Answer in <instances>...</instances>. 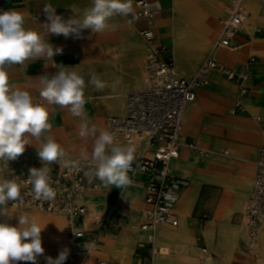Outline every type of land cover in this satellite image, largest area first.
I'll use <instances>...</instances> for the list:
<instances>
[{"label":"crops","instance_id":"0c3cea01","mask_svg":"<svg viewBox=\"0 0 264 264\" xmlns=\"http://www.w3.org/2000/svg\"><path fill=\"white\" fill-rule=\"evenodd\" d=\"M150 1H156L161 5L153 17L152 24L138 17L137 0H132L133 14L127 17L120 15L112 17L107 22L108 27L101 33L83 29L79 38L73 36L65 38L63 35L56 36L47 33L42 26L46 22L44 7L45 5L51 6L50 10L55 9L56 14L65 20L69 18L82 19L85 9L91 7V0H0V12L20 11L25 13L26 28L41 32L44 39L54 47L63 48V53L55 55L53 60L57 65L62 64L67 67L68 71H75L84 78L86 100L84 111L89 125L94 124L98 129L109 131L106 117L124 113L125 108L121 113L118 112L121 111L124 103L126 105L128 92L137 91L136 89H140L146 84V46L140 37V31L147 28L155 30L159 40L171 48V56L175 57L174 50H172L173 39H171V30L175 27L176 18L179 16L175 0ZM197 1L204 2V0ZM252 1L258 2L263 12L264 3L259 0ZM244 2L247 12L246 22H248L251 13L247 8L246 0ZM226 3L224 0L220 19L223 16ZM199 13L201 16L206 15L201 11ZM260 17L257 18L259 21L254 25L252 31L245 32L242 28L233 45L230 46V48L237 49L238 58L234 60V64H224L226 66L239 65L246 56H249L245 64L234 67L241 68L252 58H256L254 63L249 64L254 81L246 83L250 89L244 98L248 111L237 114L231 112L240 98L241 90L239 84L232 80L231 82L236 84L238 91L232 98L223 96L215 100L214 104L218 109H207L203 102V98L208 101L215 96L213 82L198 89L197 99L194 101L197 103L192 105L194 102H191L187 107L183 117V126L191 105L188 119H191L198 109H201V113L195 123L191 122L186 133H184V126V139L196 141L201 147L211 151V154L208 158H203L197 151L183 148L179 157L173 160V177L186 183L173 207V213L178 216L179 223L177 227L165 223L158 228L156 245L159 248H166L167 251L156 256L153 264H157V261L159 264H255L247 256L243 245L245 236V212L243 213V211L246 206L244 210L237 208L236 212L228 219L219 217L217 210L220 203L228 197L226 192L225 195L223 194L224 189L220 183L225 186H228L229 183L234 188H230L232 201L242 202L246 195V201H248L254 182L251 188H248L247 180H250L254 175L255 181L256 161L264 144V22L262 25ZM221 28L222 24L220 23L215 43ZM258 28L261 30L257 31ZM254 42H259L260 45L254 46ZM226 48L229 47L218 50L224 51ZM207 50L195 54L194 57L185 61L188 68L183 66V63L177 64L175 57L177 72L186 77L196 74L195 72L210 52L195 72H186L194 68L204 58ZM217 57L220 62V57L218 55ZM143 58L144 66H142ZM51 63L52 61L41 58L34 61L27 60L24 64H16L7 68L10 85L28 91L34 103L45 104L50 111L49 122L52 124V129L44 133L40 141L31 138L33 145L26 146V158H36V161L39 158L36 147H39L47 137H52L65 149L64 160L70 163L92 160L94 138L79 136L81 117L73 116L67 108L47 105V101L39 95L38 77L47 75L50 79L58 71V68L53 67ZM214 72L218 71L211 72L208 80ZM92 75L98 76L106 83L103 90H97L89 83ZM138 86L141 87L138 88ZM257 117H260V122L257 121ZM120 145H131L135 148L132 162L135 163L145 144L134 142ZM212 145L214 150L211 148ZM227 150L228 154L225 156L224 152ZM184 175L188 178H185ZM131 179L133 183L127 188L105 187L100 183L99 188L89 191L84 200L88 214L78 219L79 225H83L86 229L90 228L88 217L107 216L114 203L121 206L125 216L119 221L117 227H111L101 232L99 251H92L89 255L83 254L84 245L90 240L89 236L74 247L69 244V252L74 253L72 264H85L88 260L96 264L142 263V258L137 257L136 252L138 243L143 239L139 227L145 220L144 213L147 209L146 179L142 175ZM177 209H181L180 213L177 212ZM201 216L206 217L203 224L198 221ZM65 219L67 234L68 219L66 217ZM1 220L3 217H0ZM235 227H241V232ZM105 251H107V255H105ZM142 254L148 257L151 255V250L143 248ZM54 256L56 255L51 258ZM259 261L260 264H264L260 259ZM17 264H24V261H19Z\"/></svg>","mask_w":264,"mask_h":264},{"label":"built area","instance_id":"2783aa9c","mask_svg":"<svg viewBox=\"0 0 264 264\" xmlns=\"http://www.w3.org/2000/svg\"><path fill=\"white\" fill-rule=\"evenodd\" d=\"M264 3V0H259ZM223 16L220 19L222 28L213 49L196 74L190 77L179 74L176 70L175 57L171 56V48L159 40L155 30L151 28L140 31V37L146 46L145 75L146 84L137 91L128 92L126 96L125 112L121 115H108L106 125L114 135L116 143L132 144L142 142L143 151L132 163L128 172L130 178L144 176L146 179L145 220L139 227L143 239L138 243L136 256L142 258L141 264H153L156 256L167 251L156 245L157 230L161 224L169 223L177 227L178 216L173 213L174 203L180 191L186 186L183 180L174 178L172 162L179 157L183 148L197 151L203 158H208L211 151L201 147L196 141L184 139L183 117L188 105L197 99L198 89L205 86L213 71H219L228 79L236 81L240 86V98L233 106V114L247 112L244 103L249 93L247 82L254 81L249 64L252 58L241 68L222 65L216 51L223 47H230L236 40L246 22L247 12L244 0H226ZM156 1L137 0L138 17L152 24L157 9L153 8ZM158 5V4H157ZM261 29L258 28L257 31ZM260 122V117H257ZM264 132V128H263ZM228 150L224 152L227 156ZM50 168L52 187L57 195L51 201H37L33 198L31 185L27 178L29 171L22 168L3 173L5 179H15L21 185V200L9 201L8 209L35 210L50 214H61L68 219V241L71 247L78 245L87 236V243L92 245L91 251L84 247L83 254L99 251L101 232L111 227H117L125 216L118 203H114L107 216H90V228L86 229L78 224V219L88 214L84 204L90 190L97 189L100 181L94 175V161H80L71 163L69 167H62L58 163L47 165ZM36 168L43 167L38 158ZM255 181L247 201L244 225L245 252L255 264H260L258 255V241L264 232V144L260 149L256 161ZM206 220L205 216L198 218L200 224ZM192 224V221H190ZM143 248H149L151 255L143 256ZM59 254L54 256L56 259ZM74 253L69 252L64 264H72ZM101 262V261H100Z\"/></svg>","mask_w":264,"mask_h":264},{"label":"clouds","instance_id":"9594fccd","mask_svg":"<svg viewBox=\"0 0 264 264\" xmlns=\"http://www.w3.org/2000/svg\"><path fill=\"white\" fill-rule=\"evenodd\" d=\"M50 8L49 5L44 7L46 22L42 24L43 29L51 35H63L65 38H79L83 29L101 33L112 17H127L134 12L132 0H91V7L85 9L82 19L65 20ZM25 15L20 11L0 12V161L8 166V161L18 159L27 145H33L31 138L40 141L43 134L52 129L48 106L34 103L28 91L10 85L7 71L12 65L46 58L58 71L50 79L47 75L38 77L40 97L47 101V105L67 108L73 116L81 117L79 136L94 138L91 159L95 165V178L105 187L127 188L133 183L128 172L132 167L135 148L117 144L110 131L89 125L84 111V78L75 71H68L66 66L55 63L53 57L62 54L63 48L54 47L41 32L26 28ZM89 83L97 90L106 87V83L96 75L90 77ZM36 148L43 167L29 168L26 182L31 185L35 200L51 201L57 192L52 187L47 165L58 163L67 168L71 164L64 160L65 149L52 137L44 139ZM19 200L21 185L15 179H5L0 175V217L11 218L8 202ZM44 228L35 217L24 214L19 215L16 226L0 222V264H17L19 261L36 264L37 258L45 251L41 237ZM84 247L90 253L92 245L85 243ZM69 251L64 248L56 259L47 257V264H64Z\"/></svg>","mask_w":264,"mask_h":264},{"label":"bare ground","instance_id":"6f19581e","mask_svg":"<svg viewBox=\"0 0 264 264\" xmlns=\"http://www.w3.org/2000/svg\"><path fill=\"white\" fill-rule=\"evenodd\" d=\"M193 1L195 0H175L179 16L176 18V25L171 30V33L172 38L174 39L175 56H177L178 58L177 64L179 65L187 61L190 57H194L195 54L204 52L209 49L210 45L215 42L217 33L220 29L218 19L221 15L222 3H219L217 0H204V2L202 3L206 4V6L209 8V11L208 13H206L205 16H201L197 5L193 3ZM246 5L249 12L251 13V17L248 19V22H246L243 26V30L245 32L253 30V24L257 22V18L261 16L264 19V10L262 12L258 2L246 0ZM158 7L159 5L155 4L153 6V8L155 9H157ZM256 45H260L259 42H254V46ZM236 52L237 49L229 47L224 49V51H216V54L220 57V62L234 63V60L238 58ZM210 82H213L216 94L212 99L208 101L207 99L203 98V102L207 109H218L214 104L215 100H218L223 96H228L232 98L237 93L236 91H238L235 83L224 80L219 74H212L209 78V81H207L206 85ZM196 103L197 102H194L192 105H195ZM191 107L189 111L191 110ZM188 113L184 119V133L189 130L191 122L195 123L199 119L201 109L196 110L194 116H192L191 119H188ZM211 148L214 150L213 145L211 146ZM228 148L231 150L230 147ZM253 179L254 175L251 177L250 180H247V184L249 185L253 181ZM230 192L231 190L230 188H228L226 190V194L228 195V197L220 203V206L217 210L219 211V217H224L228 219L236 212L235 210L237 208H240L241 210L245 209L247 195L243 197L242 202H234L231 200ZM24 210L26 209L10 210L8 212L9 215H12L11 218L3 217V220H1L0 222H7L10 225L16 226L18 224L19 215L24 214L29 217H35L40 223L41 227L45 226V228L41 232L42 247L45 251L43 255L37 258L36 264H47V257L57 255V253L62 251L64 248L69 249V242L66 234V219L63 215L56 213L50 214L43 213L40 211ZM179 211H181V209ZM60 229H63V231H61ZM237 230L239 231L238 228ZM257 245L258 251L260 252L259 254H261V257L264 259V232L261 233ZM105 255H107V251H105ZM25 262L27 264H32V262L30 261H24V264H26ZM85 264L96 263H91L90 260H88Z\"/></svg>","mask_w":264,"mask_h":264},{"label":"rangeland","instance_id":"374dc122","mask_svg":"<svg viewBox=\"0 0 264 264\" xmlns=\"http://www.w3.org/2000/svg\"><path fill=\"white\" fill-rule=\"evenodd\" d=\"M219 3H220V1H221V3H222V5H221V15H222V8H223V5H224V0H217ZM158 3V2H157ZM157 3H154L155 5H157ZM193 3H195L196 5H197V8H198V10L199 11H201L203 14H206V13H208V11H209V8L206 6V4H204V3H200L199 1H197V0H195V1H193ZM158 5H159V9L161 8V5L158 3ZM221 15L219 16V24H220V22H221V20H220V17H221ZM260 22H261V24L263 25V22H264V19L262 18V17H260ZM257 21H259V20H257ZM255 24H257V22L256 23H254L253 25H255ZM254 29V28H253ZM171 39H173L172 38V33H171ZM174 39H173V41H172V47H173V49L172 50H174V53H175V47H174ZM214 44H215V42L214 43H212L211 45H210V47H209V49L207 50V52H206V54H205V56H204V58L194 67V68H192V69H190L189 71H187L186 73H193V72H195L196 70H197V68L200 66V64L205 60V58H206V56H207V54L212 50V48H213V46H214ZM176 57V62L178 61V58H177V56H175ZM248 57L249 56H246L245 57V59L241 62V64H245L246 62H247V59H248ZM221 64H234V63H222L221 62ZM241 64H236L235 66H230V67H232V68H234V67H238V66H240ZM142 66H144V58H143V60H142ZM183 66H185V67H189L186 63H183ZM213 74H219L220 76L222 75L221 73H219V72H214ZM143 75H144V72H143ZM145 76V75H144ZM223 76V75H222ZM221 76V77H222ZM225 76V75H224ZM226 77V76H225ZM222 77L224 80H226V81H229L228 80V78L226 77ZM143 79H144V77H143ZM209 81V80H208ZM229 82H231V80L229 81ZM236 82V81H235ZM141 86H138V88H140ZM237 87V86H236ZM136 90H138V89H136ZM238 90V89H237ZM125 108V103H124V105H122V108H121V111L120 112H118V113H121L122 111H124L123 109ZM117 113V112H116ZM36 159V158H35ZM35 159H31V158H26V154H25V152L21 155V156H19V158L18 159H16V160H12V161H8V166H6L5 165V162L4 161H0V175H2L3 173H7V172H9V171H12V170H16V169H19V168H22V169H24V170H26V171H28L29 170V168H31V167H34L35 165ZM71 163H76V161H73V162H71ZM70 163V164H71ZM173 172V171H172ZM184 177L185 178H188L187 176H185L184 175ZM225 181V180H224ZM253 182H254V179H253V181L249 184V187L248 188H251V186L253 185ZM221 184V186L223 187V194L225 195V192H226V190L228 189V188H231V189H234L229 183L227 184L228 186H225V184H223V183H220ZM247 202V201H246ZM245 206H246V203H245ZM10 210H13V209H8V211H10ZM24 211H35V210H24ZM38 211H40V210H38ZM40 212H43V213H46V212H44V211H40ZM177 212L178 213H180V211H179V209H177ZM245 212V210L243 211V213ZM239 228V231L241 232V227H238ZM239 236H240V233H239ZM260 252L258 251V255H259V259L262 261V262H264V259L261 257V254H259ZM159 261H157V264H159L158 263Z\"/></svg>","mask_w":264,"mask_h":264}]
</instances>
